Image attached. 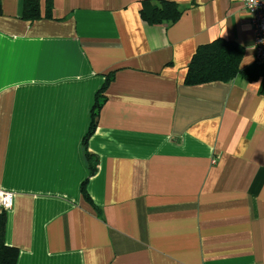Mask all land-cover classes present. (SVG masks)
Masks as SVG:
<instances>
[{"label":"crops","instance_id":"1","mask_svg":"<svg viewBox=\"0 0 264 264\" xmlns=\"http://www.w3.org/2000/svg\"><path fill=\"white\" fill-rule=\"evenodd\" d=\"M0 0V189L16 264H264V61L242 0ZM49 9V11H47ZM249 75L187 85L197 48ZM106 100L87 149L98 90ZM86 183L92 201L86 199Z\"/></svg>","mask_w":264,"mask_h":264},{"label":"trees","instance_id":"2","mask_svg":"<svg viewBox=\"0 0 264 264\" xmlns=\"http://www.w3.org/2000/svg\"><path fill=\"white\" fill-rule=\"evenodd\" d=\"M39 1L25 0L26 14L30 17L40 16ZM183 12V7L173 0H143L140 14L148 24H173L181 18ZM245 50L242 44L224 37L200 45L189 63L185 83L200 85L214 81L229 82L239 75L249 78V75L241 68ZM112 74L113 72L106 77L103 86L98 90L91 113L90 127L84 139L85 155L91 167L90 173L95 171L92 163L95 157L87 149V140L97 125L100 108L106 100L104 91ZM261 93L264 95V82ZM86 183L85 181L82 185V192L87 200L92 201ZM7 220L8 211L0 209V264H16L18 249L6 241Z\"/></svg>","mask_w":264,"mask_h":264},{"label":"built area","instance_id":"3","mask_svg":"<svg viewBox=\"0 0 264 264\" xmlns=\"http://www.w3.org/2000/svg\"><path fill=\"white\" fill-rule=\"evenodd\" d=\"M249 14L253 32L254 50L257 61H264V0H242ZM15 203V193L0 189V209L9 211Z\"/></svg>","mask_w":264,"mask_h":264}]
</instances>
